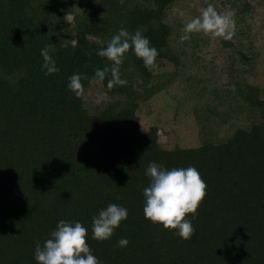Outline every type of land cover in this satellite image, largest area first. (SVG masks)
<instances>
[{
    "label": "trees",
    "instance_id": "1",
    "mask_svg": "<svg viewBox=\"0 0 264 264\" xmlns=\"http://www.w3.org/2000/svg\"><path fill=\"white\" fill-rule=\"evenodd\" d=\"M180 0H0V264H37L35 248L59 221L81 222L100 264H264V96L243 81L220 113L208 109L205 140L195 147L164 148L156 125L144 129L143 102L172 83L161 80L130 48L120 67L126 85L91 108L85 95L96 69L111 68L98 55L121 28L149 38L160 60L180 63L171 43V8ZM240 19L250 3H231ZM103 14V15H102ZM228 44H233L228 42ZM59 71L47 75L41 50ZM86 76L85 95L68 88ZM218 114L236 124L214 139L207 126ZM217 123V122H215ZM214 120L211 122V126ZM213 136V137H212ZM195 167L207 184L191 240L153 224L143 213L146 170ZM131 179V180H130ZM130 180V182H129ZM129 182V183H128ZM128 210L111 239L92 236V218L109 204ZM126 238L127 247H118Z\"/></svg>",
    "mask_w": 264,
    "mask_h": 264
},
{
    "label": "rangeland",
    "instance_id": "2",
    "mask_svg": "<svg viewBox=\"0 0 264 264\" xmlns=\"http://www.w3.org/2000/svg\"><path fill=\"white\" fill-rule=\"evenodd\" d=\"M233 0H180L171 8L173 35L171 43L180 56V63L160 60L157 74L161 80L174 79L164 90L139 109L144 129L159 128L164 148L195 147L204 142L205 117L209 107L220 113L229 104L238 84L247 81L261 87L264 96V0H238L250 3V12L240 19L234 14L235 35L232 41L209 38L193 33L182 40L183 28L201 10L212 4L218 13L232 11ZM234 13V12H233ZM232 42L233 44H228ZM87 105L94 108L110 100L101 82L93 83L85 95ZM227 104V105H226ZM214 124L211 126V122ZM217 122V123H215ZM245 118H233L221 123L218 114L207 123L214 130V139L230 134ZM213 137V136H212Z\"/></svg>",
    "mask_w": 264,
    "mask_h": 264
},
{
    "label": "clouds",
    "instance_id": "3",
    "mask_svg": "<svg viewBox=\"0 0 264 264\" xmlns=\"http://www.w3.org/2000/svg\"><path fill=\"white\" fill-rule=\"evenodd\" d=\"M233 16V12L218 13L215 7L209 4L201 10L199 16L185 24L181 39L189 40L191 34L202 33L212 39L223 38L225 41H232L236 29ZM130 48L137 58L143 61L144 66L155 74L159 68L156 62L158 50L151 46L149 38L139 30L135 34H130L121 28L107 46L98 51L100 57L111 62V68L96 69L94 79L102 82L110 71L112 78L107 84L109 90L117 85H126L128 82L121 79L120 67ZM41 55L44 60L42 67L46 69L47 75L59 71L47 47L41 50ZM83 79L87 77L78 73L69 77L68 88L77 98L85 95ZM146 175L150 179V184L143 189L145 218L153 224L162 225L164 229L174 230L183 240H191L195 234V227L187 217L198 216V209L207 196V184L200 172L192 166L169 170L152 162L146 170ZM127 217L126 208L115 203L109 204L92 218L93 239L101 242L111 239L115 229L119 228ZM87 235L88 229L81 222L59 221L43 245L37 242L35 248L37 264H100L88 244ZM128 244L126 238L118 241V247H127Z\"/></svg>",
    "mask_w": 264,
    "mask_h": 264
}]
</instances>
